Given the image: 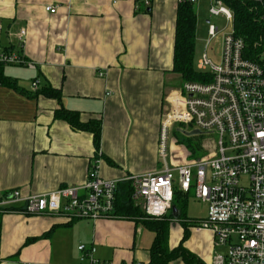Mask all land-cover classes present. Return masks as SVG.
<instances>
[{
  "label": "crops",
  "instance_id": "1",
  "mask_svg": "<svg viewBox=\"0 0 264 264\" xmlns=\"http://www.w3.org/2000/svg\"><path fill=\"white\" fill-rule=\"evenodd\" d=\"M178 6V0L142 8L135 0H0V55L34 64L0 67L10 83H0V201L15 190L29 196L80 187L93 167L119 184L162 169V122L185 84L173 71ZM48 87L60 99L46 97ZM60 109L77 113L82 123L100 121L99 148L91 132L58 118ZM190 196L196 199L193 190ZM19 206L0 208V264H88L80 245L95 247L98 259L113 264L151 262L156 234L141 221L28 215ZM179 214L171 210L167 217L169 249L186 230L184 248L197 264H213L224 249L215 247L211 231L184 227ZM186 215V222L197 220ZM31 239L37 240L27 244Z\"/></svg>",
  "mask_w": 264,
  "mask_h": 264
},
{
  "label": "built area",
  "instance_id": "2",
  "mask_svg": "<svg viewBox=\"0 0 264 264\" xmlns=\"http://www.w3.org/2000/svg\"><path fill=\"white\" fill-rule=\"evenodd\" d=\"M120 1L114 0V3ZM200 1L178 0V3L197 7ZM226 1L208 0L210 16L224 17L233 29L223 38L221 62L216 65L209 59L207 48L221 31L209 21V40L198 68L212 80L187 82L173 98L160 134L162 169L130 176L125 181L131 184L133 202L150 221H163L168 216L175 189L184 194L193 190L195 198L207 206L208 213L191 226L198 231H211L215 247L224 249L214 255L213 264H264V60L262 56L261 62L245 57V42L235 35L234 13ZM135 2L137 8H142L149 7L152 0ZM46 11L53 15L58 7L48 6ZM261 22L264 26V13ZM25 34L21 31L22 37ZM0 62L34 67L15 54L0 55ZM32 88L38 90L39 82L35 81ZM175 125L187 132L199 131L202 136L215 135L212 155L169 167L165 157L169 134ZM118 185L119 181L104 179L98 167H93L87 182L80 187L29 196L15 190L0 201V208L18 204L28 215H62L74 220L114 219L119 218L116 213ZM79 251L83 253L82 262L113 264L98 259L95 247L80 245Z\"/></svg>",
  "mask_w": 264,
  "mask_h": 264
},
{
  "label": "trees",
  "instance_id": "3",
  "mask_svg": "<svg viewBox=\"0 0 264 264\" xmlns=\"http://www.w3.org/2000/svg\"><path fill=\"white\" fill-rule=\"evenodd\" d=\"M176 39L174 52L173 71L182 76L185 83H209L212 77L206 73L197 71L196 68V39H197V13L193 5L189 3H178ZM226 4L234 13L235 35L245 42V57L252 61H260L264 53V26L261 22L264 13V0H227ZM1 65H6L0 62ZM1 74V73H0ZM1 84H10L7 79L0 75ZM48 98L60 99L59 91L48 87L43 91ZM56 116L67 121L74 129L91 132L94 135L97 147L100 146L101 129L100 121L82 123L77 113L60 109ZM190 154L195 153L194 146H188ZM173 207L179 212V219L183 220L184 227L189 222L190 226L193 221H187L186 211L188 208V198L190 193L184 194L175 189ZM12 207L7 209L14 210ZM2 211V209L0 210ZM116 213L120 218L141 221L144 226L156 234L155 241L151 250L150 264H169L172 261L181 259L186 264H197L198 258L184 248V242L188 238L185 230V236L182 243L175 249L170 250L168 247L169 221H147L143 220L144 213L135 205L132 200V187L130 182L124 181L118 185ZM168 217V216H167ZM196 221V220H194ZM186 222V223H185ZM37 239H31V243Z\"/></svg>",
  "mask_w": 264,
  "mask_h": 264
},
{
  "label": "rangeland",
  "instance_id": "4",
  "mask_svg": "<svg viewBox=\"0 0 264 264\" xmlns=\"http://www.w3.org/2000/svg\"><path fill=\"white\" fill-rule=\"evenodd\" d=\"M209 8L210 4L208 0H201L199 7H196L197 12V23L202 25L201 28V35L203 34V41L196 42L197 48H196V67L198 65V61L201 58L202 54L205 53V50L207 48V41H208V23L209 21L212 22V24H216L219 27V30L221 31V34L218 36L217 39H214L209 47L207 48V53L209 56V59L216 65H219L221 62L220 56L223 51V38L232 33L233 29L230 26H228L227 21L224 17H211L209 14ZM200 13V15H199ZM200 30V29H199ZM198 32V31H197ZM199 45V48H198ZM262 60H264V54H262ZM197 71H200L199 69ZM201 72V71H200ZM175 125L168 138V145H167V154L165 157V160L169 167L173 168L174 161L178 159H184L187 160V163H191L206 157H209L210 154L212 155V150L215 148L214 140H216L215 135H197V136H186L183 132H181L179 127ZM187 130H191L190 128H187ZM185 131V130H183ZM187 132V131H186ZM214 138V139H213ZM194 146L195 147V153L193 156L190 154L189 156V149L188 146ZM188 158V159H187ZM160 162L163 164L164 160L160 157ZM244 183L246 184L247 181L245 180ZM193 195V193H192ZM188 216L197 220L203 219L207 216L208 208L207 206L202 203L201 201H197L194 199V197L189 196L188 198ZM145 220L150 221L144 217ZM143 219V220H144ZM165 219H168L167 217ZM164 219V220H165Z\"/></svg>",
  "mask_w": 264,
  "mask_h": 264
},
{
  "label": "water",
  "instance_id": "5",
  "mask_svg": "<svg viewBox=\"0 0 264 264\" xmlns=\"http://www.w3.org/2000/svg\"><path fill=\"white\" fill-rule=\"evenodd\" d=\"M181 132H183L186 136L192 137V136H197V135H201V133L199 131H192V132H186L183 130H180ZM173 213H175L177 211L176 207L172 208Z\"/></svg>",
  "mask_w": 264,
  "mask_h": 264
}]
</instances>
